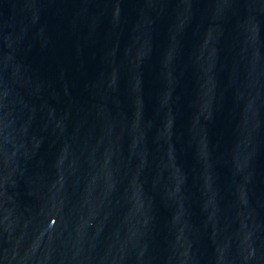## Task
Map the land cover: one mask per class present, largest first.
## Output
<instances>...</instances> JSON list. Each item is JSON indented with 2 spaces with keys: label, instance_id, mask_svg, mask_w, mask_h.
I'll list each match as a JSON object with an SVG mask.
<instances>
[{
  "label": "water",
  "instance_id": "1",
  "mask_svg": "<svg viewBox=\"0 0 264 264\" xmlns=\"http://www.w3.org/2000/svg\"><path fill=\"white\" fill-rule=\"evenodd\" d=\"M0 264H264V0H0Z\"/></svg>",
  "mask_w": 264,
  "mask_h": 264
}]
</instances>
